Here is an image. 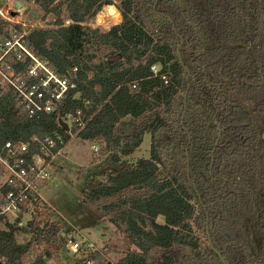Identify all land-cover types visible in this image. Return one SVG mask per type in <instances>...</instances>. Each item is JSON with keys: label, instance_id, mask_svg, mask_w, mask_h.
<instances>
[{"label": "trees", "instance_id": "16d2710c", "mask_svg": "<svg viewBox=\"0 0 264 264\" xmlns=\"http://www.w3.org/2000/svg\"><path fill=\"white\" fill-rule=\"evenodd\" d=\"M20 1L51 19L25 30L0 14V43L17 40L33 55L16 43L4 59L20 76L36 67L30 82L47 77L39 61L76 86L39 116L0 86V144L59 132L64 144L74 134L101 146L117 165L84 194L127 236L117 264H224L209 238L226 264H264V155L254 118L264 117V2ZM108 5L121 21L91 25ZM78 109L80 123L66 130L60 118ZM146 132L150 156L128 159ZM60 226L40 214L0 227L4 264H24L33 246L64 245ZM252 229L256 240L247 242ZM36 260L47 264L42 254Z\"/></svg>", "mask_w": 264, "mask_h": 264}, {"label": "built area", "instance_id": "2783aa9c", "mask_svg": "<svg viewBox=\"0 0 264 264\" xmlns=\"http://www.w3.org/2000/svg\"><path fill=\"white\" fill-rule=\"evenodd\" d=\"M6 43L7 50L0 58V86L14 88L19 96V104L30 116H39L57 109L66 91L76 86L75 82L67 76H58L39 61L38 65L45 70L47 77L38 82H30L28 76L37 74L36 67L29 70L28 76L18 75L14 66L4 60L13 42L8 40L4 45ZM18 44L33 57L20 42ZM152 69L157 72L158 67L153 65ZM162 78L168 81L166 75H162ZM80 113L81 109H78L76 113L67 112L62 117L68 122L69 129L74 121L80 123ZM32 142H38L34 151ZM65 146L59 132L44 138L33 136L29 141L7 139L0 144V160L8 170V176L1 186L4 190L0 191V227H7L8 222L18 227L25 226L38 215L56 210L44 191L50 188L56 176L54 163L65 152ZM93 148L97 151L99 147L93 145ZM60 233L68 250L84 256L82 264H98L101 259H104V264H117V260L114 261L105 252V247L95 244L74 224L70 225V229H62L60 226ZM96 253L100 256L92 257ZM36 258L35 251L31 250L26 264H39ZM4 261V257L0 256V264H4Z\"/></svg>", "mask_w": 264, "mask_h": 264}, {"label": "rangeland", "instance_id": "374dc122", "mask_svg": "<svg viewBox=\"0 0 264 264\" xmlns=\"http://www.w3.org/2000/svg\"><path fill=\"white\" fill-rule=\"evenodd\" d=\"M19 1L5 0L0 8V14L10 21L21 22L25 30L36 26L48 25L47 23L51 19L50 15L47 18H43L44 13L37 5ZM262 1L264 2V0ZM185 3V0H181L182 5ZM115 10L116 7L112 5L106 6L100 11L104 19L99 21L96 15L90 21V24L108 29L122 19V15L118 20L111 19ZM12 42L9 47L11 51H15L14 44H19L16 40ZM3 43H0V58L8 47L7 43L6 45ZM19 47L21 46L19 45ZM254 118L262 133L260 144L264 155V117L255 113ZM93 145L98 144L73 134L65 146V152L56 158L54 163L56 176L50 183V188L44 191L46 198L56 207V210H50L46 216L51 217L52 220H57L62 229H70V225L74 224L95 244L105 247L109 257L115 261L124 255L127 249V236L117 229L109 220V216L97 204L86 198L84 191L102 183L117 164L102 153L100 145H98L97 151L93 148ZM150 147L151 133L146 132L143 142L128 159L136 160L139 157H149ZM7 176L8 170L2 160H0V181H5ZM128 193L127 191L124 192V194ZM109 199H114V197ZM261 203L264 204V199L261 200ZM158 220L163 222L164 216L160 215ZM248 236L256 240L255 230L246 231L247 242ZM25 237L24 233H18L20 241ZM33 249L36 255H43V259L47 264H82L84 257L81 253L68 250L63 244H60L58 248L56 246H51L50 248H47V246H33ZM47 249H50V251L47 252ZM27 261L28 259H26L25 264Z\"/></svg>", "mask_w": 264, "mask_h": 264}, {"label": "water", "instance_id": "95a60500", "mask_svg": "<svg viewBox=\"0 0 264 264\" xmlns=\"http://www.w3.org/2000/svg\"><path fill=\"white\" fill-rule=\"evenodd\" d=\"M115 6V5H114ZM69 22V21H68ZM60 123L65 127L66 130H69V124L67 121L63 120L62 118H60ZM209 235V234H208ZM210 236V235H209ZM209 243L211 245V247L219 254V256L221 257L222 261L224 264H226L225 261V257L222 255V253L213 246L212 240L209 238Z\"/></svg>", "mask_w": 264, "mask_h": 264}, {"label": "crops", "instance_id": "0c3cea01", "mask_svg": "<svg viewBox=\"0 0 264 264\" xmlns=\"http://www.w3.org/2000/svg\"><path fill=\"white\" fill-rule=\"evenodd\" d=\"M3 182H4V181H0V188H1L2 184H3Z\"/></svg>", "mask_w": 264, "mask_h": 264}]
</instances>
